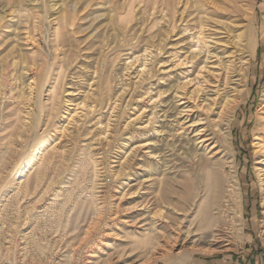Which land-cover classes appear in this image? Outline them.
I'll list each match as a JSON object with an SVG mask.
<instances>
[{
	"label": "bare ground",
	"instance_id": "bare-ground-1",
	"mask_svg": "<svg viewBox=\"0 0 264 264\" xmlns=\"http://www.w3.org/2000/svg\"><path fill=\"white\" fill-rule=\"evenodd\" d=\"M257 8L0 0V264H188L234 248L228 224L250 240L234 128L264 23L225 13ZM87 29L112 38L66 82ZM258 111L264 237V95Z\"/></svg>",
	"mask_w": 264,
	"mask_h": 264
},
{
	"label": "rangeland",
	"instance_id": "rangeland-1",
	"mask_svg": "<svg viewBox=\"0 0 264 264\" xmlns=\"http://www.w3.org/2000/svg\"><path fill=\"white\" fill-rule=\"evenodd\" d=\"M248 2L250 4L253 3L260 4L262 3V0H248ZM233 15L236 17H231V14L225 13V17L237 20V23H239V25H236V28L239 29L238 31H242L245 28L252 26L254 31L257 29L256 34L259 33L261 37L262 34L261 26L264 23V19L262 16L263 11H261V8H257V18H258L257 20L252 16L248 15L247 13H245V11L242 12L241 14L233 13ZM217 17L224 19L223 17H219V16ZM90 30L91 29H87L85 31L78 32L75 35L76 37L73 41V44L77 50H81V53L80 56H78V58L75 60V64L71 65V69H70L71 74L68 76L66 82H69L71 77H73L71 76L73 75L72 73L80 72V70H77V67L80 66L81 64L84 65L85 70L88 69L86 68V66H91V63L89 59H87V56L90 55L92 51L91 49H86V48H89L91 45H93L94 41L96 43L94 44L97 45L100 42V40H103L104 38L107 37L110 39L112 38L111 36V34H113L112 30L108 31L107 34L106 33L102 34L104 30L101 29H99L94 34L92 33L93 31ZM91 34L92 36L89 37ZM6 52L7 50H3V48L0 47V55L5 54ZM29 56L32 59L31 52H29ZM29 74L38 75L33 68L30 69ZM66 88L71 89V86L67 85ZM247 88L248 89L244 93L243 99L240 103L237 112L240 125H237V127L234 128L235 129L234 142L238 153V160L240 162V174L242 175L241 178L243 179V185H246V187H248L247 192L245 191L246 192L245 197L247 196L246 212H245V217H246L245 219L247 221V226H246L245 235L250 236L252 240L240 239L239 236H237L238 231L236 232V228L234 229L233 225L231 226V224H228L229 227L226 226L225 229L232 232V239L234 240L235 243V247H234L235 249L232 248L231 250H226L221 253L215 252L210 255L198 253L193 256L191 262L188 264H226V261L235 260L238 258V256L247 257L248 255H252V254L256 255L264 252V237L263 235H261L263 225L262 222H260L263 216V208L261 207V191L254 171L255 156L253 153L254 147L252 144L253 129L257 127V123H258L257 121L258 113H259L258 106L261 100L263 99V95H264V37L259 38L258 60L257 62L255 61L253 62V67L251 70ZM44 127L45 126H43V128ZM41 131H43V129H41L40 132ZM172 197L174 200V193ZM123 205H124L123 212L118 217L120 216L127 217L129 216V214H131L129 213L130 212L129 207L131 205L129 203ZM158 264H165V263L160 262Z\"/></svg>",
	"mask_w": 264,
	"mask_h": 264
},
{
	"label": "crops",
	"instance_id": "crops-1",
	"mask_svg": "<svg viewBox=\"0 0 264 264\" xmlns=\"http://www.w3.org/2000/svg\"><path fill=\"white\" fill-rule=\"evenodd\" d=\"M226 264H264V252L256 255L238 256L237 259L226 261Z\"/></svg>",
	"mask_w": 264,
	"mask_h": 264
}]
</instances>
